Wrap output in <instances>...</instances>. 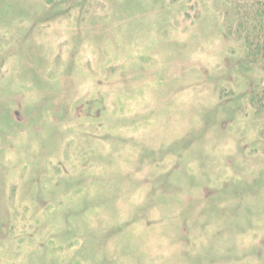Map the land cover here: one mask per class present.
Masks as SVG:
<instances>
[{
  "label": "rangeland",
  "instance_id": "374dc122",
  "mask_svg": "<svg viewBox=\"0 0 264 264\" xmlns=\"http://www.w3.org/2000/svg\"><path fill=\"white\" fill-rule=\"evenodd\" d=\"M234 1L0 0V264H264Z\"/></svg>",
  "mask_w": 264,
  "mask_h": 264
},
{
  "label": "trees",
  "instance_id": "16d2710c",
  "mask_svg": "<svg viewBox=\"0 0 264 264\" xmlns=\"http://www.w3.org/2000/svg\"><path fill=\"white\" fill-rule=\"evenodd\" d=\"M232 8L224 14L230 35L241 42L244 61L264 69V0H236ZM258 97L264 109V93Z\"/></svg>",
  "mask_w": 264,
  "mask_h": 264
}]
</instances>
